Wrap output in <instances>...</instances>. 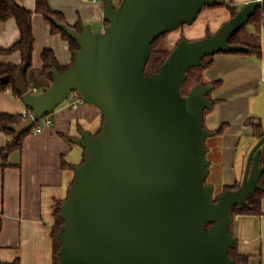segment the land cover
Masks as SVG:
<instances>
[{
  "label": "water",
  "instance_id": "95a60500",
  "mask_svg": "<svg viewBox=\"0 0 264 264\" xmlns=\"http://www.w3.org/2000/svg\"><path fill=\"white\" fill-rule=\"evenodd\" d=\"M219 2L104 0V30L79 31L52 18L79 48L65 71L51 68L50 87L30 91V61L20 66L16 87L32 114L12 127L16 135L76 91L104 116L98 134L80 127L74 139L86 155L61 205L58 264H233L230 249L238 238L230 231L232 211L248 206L261 186L264 133L247 157L240 186L215 200L206 181L205 145L214 135L205 126L206 110L215 104L208 96L214 83H198L188 94L182 85L206 57L249 50L230 41L264 0L247 1L215 33L195 40L183 35L160 69L146 74L157 38L194 23L206 5Z\"/></svg>",
  "mask_w": 264,
  "mask_h": 264
},
{
  "label": "crops",
  "instance_id": "0c3cea01",
  "mask_svg": "<svg viewBox=\"0 0 264 264\" xmlns=\"http://www.w3.org/2000/svg\"><path fill=\"white\" fill-rule=\"evenodd\" d=\"M16 1L28 9H36V0ZM49 3L71 26L83 23L93 31H100L108 25L104 18V0H49ZM33 31V64L26 72V79L36 88L34 93H41L53 83L41 71L43 50L53 49L63 66L72 63L74 53L69 40L62 33L54 32L41 13L33 17ZM19 38L15 18L0 21L2 48H9ZM213 59V64L204 68L203 75L206 80H218L220 84L211 93L215 104L205 114V124L208 129L216 130L227 123L220 139L214 137L208 141L214 170L218 169L211 175L215 191L221 184L242 181L247 157L257 142L247 120L257 116L253 112L254 99L261 97L264 89V57L245 52H219ZM22 61L20 51L0 52V63L21 64ZM77 98V94H72L56 108L52 126L27 134L21 149L5 152L11 138L0 132L2 263L55 264L54 230L61 212L58 214L57 208L68 197L76 176L75 167L85 156V148L74 139L80 137V127L95 134L104 120L102 110L94 104L83 101L74 107L72 103ZM26 108L22 96L12 87L0 91V112L18 114ZM232 231L238 238L239 252L249 256L248 264H264V198L260 213L236 215Z\"/></svg>",
  "mask_w": 264,
  "mask_h": 264
},
{
  "label": "trees",
  "instance_id": "16d2710c",
  "mask_svg": "<svg viewBox=\"0 0 264 264\" xmlns=\"http://www.w3.org/2000/svg\"><path fill=\"white\" fill-rule=\"evenodd\" d=\"M121 1V0H119ZM117 4V0H115ZM232 3H234V0H232ZM226 4V0H220V2L214 6H224ZM205 7H210L206 5ZM229 9L231 11V17L235 16L239 8L233 4L229 5ZM35 13H41L44 15L46 21H48L51 26L52 30L54 32H60L64 36V38L68 39L70 42V45L72 47L73 53L79 48V44L72 39L66 32L59 29L52 21L53 17H56L62 22H66L63 18L62 13L55 11L50 3L49 0H36V9L31 10L24 6H22L20 3H18L16 0H0V21L9 19L11 17L16 19V22L18 24V27L20 29V38L18 41H16L13 45H11L9 48H2L0 46V52H13V51H20L23 57V61L21 64H6V63H0V91L6 90L9 87H12L13 90L20 96L21 93L17 90L16 87V75L17 72L22 64H24L27 61H30V66H32V59H33V53H34V45H35V35L33 31V17ZM264 20V3L259 6L256 10V13L250 18L249 22L247 24H252L253 26L257 27L260 26L261 23ZM247 24L242 27L238 32H236L232 39L231 43L234 44H242L249 47V50L245 53L251 54L253 56H256L258 58L264 57V51H263V45H262V36L261 33L255 32L254 30H251L250 28H247ZM77 30L81 31L84 27L83 23H80L78 25L73 26ZM164 35V34H163ZM161 35V36H163ZM160 36V37H161ZM159 37V38H160ZM157 38L153 44H152V54L151 58L147 64L146 67V74L150 75L156 71H158L161 67V65L164 63V61L167 59V57L170 55L171 51L167 50H161L156 48V43L159 40ZM214 55L208 56L204 59L205 66H199V67H192L188 70V78L182 85V92L183 94H188L189 91L198 83L206 84L209 82L214 83V88L220 84V81H209L204 78L203 70L205 67L211 66L214 62L213 59ZM42 59H43V65L41 68V71L44 76L48 77L51 82L54 81L53 73L51 72V68L53 66H56L58 70L65 71L73 62L75 57L73 58V61L69 65H61L57 59L56 53L51 48H46L42 52ZM28 68V69H29ZM213 88V89H214ZM29 89H32V87L29 85ZM213 89L208 93V96L211 97V93ZM79 96H82L80 93ZM214 106V105H213ZM211 109L206 110V114ZM27 118L22 115V113H9V112H0V132H4L7 135L10 136V140L6 145L5 152L12 151L14 149H21L23 147L24 138L27 134L32 133V128H30L28 131L16 135V131L12 128L16 124H20L23 121H25ZM103 123V122H102ZM248 125H251L254 129V137L256 138V141L259 140V138L264 133V125L261 121V118L258 116H250L247 120ZM102 126V125H101ZM206 126V124H205ZM207 127V126H206ZM227 127V123L222 124L218 129L212 130L214 131V135L211 137H208L205 141V145L207 147V153L206 156L208 160L210 161V174L207 177V183L212 184L209 180L214 168V160L211 155V149L208 145V141L212 138H219L223 135L225 129ZM101 130V127L98 129V131L95 134H98ZM261 153V165L264 164V144L261 146L260 149ZM86 155V150H85ZM85 158V156H84ZM84 159L82 160V162ZM72 167H75L76 165H71ZM241 179L236 180L233 184H221L217 190L214 191L213 197L215 200L218 199L219 194L226 190V189H236L240 186ZM213 185V184H212ZM260 188L257 189L249 198L250 204L248 206L244 205L242 207L235 206L232 211L233 218L235 220V217L237 214H258L262 210V200L264 198V173L260 179ZM72 186V185H71ZM63 202V201H62ZM62 202H60L57 213L61 211V205ZM233 220V222H234ZM233 222L230 225V231H232ZM64 224V221L61 217L58 216V224L54 230V236L56 239V248H55V264L59 263V251L61 249V241L56 237V234L59 232L61 226ZM2 227V221L0 218V231ZM230 255L233 259V264H248L249 256L246 254H242L238 250V244L230 249ZM17 264V263H14Z\"/></svg>",
  "mask_w": 264,
  "mask_h": 264
},
{
  "label": "rangeland",
  "instance_id": "374dc122",
  "mask_svg": "<svg viewBox=\"0 0 264 264\" xmlns=\"http://www.w3.org/2000/svg\"><path fill=\"white\" fill-rule=\"evenodd\" d=\"M246 2L244 0H234V3H232V0H226V4L224 6L204 7L194 23L183 24L177 29L169 31L168 33L161 36L156 43V48L172 51L183 35L190 40H195L203 38L209 33H215L225 22L232 18L229 5L233 4L241 9ZM119 3L120 1L117 0V4ZM247 28L254 30L256 33H261L262 45L264 50V20L260 26L255 27L252 24H247ZM77 94L79 95L80 92H78ZM254 100L253 112L257 116L261 117V121L264 124V89L262 96ZM78 149L80 148L78 147ZM217 170V168H215V170L213 168L214 175L216 174ZM209 180L212 181L213 176H211Z\"/></svg>",
  "mask_w": 264,
  "mask_h": 264
},
{
  "label": "built area",
  "instance_id": "2783aa9c",
  "mask_svg": "<svg viewBox=\"0 0 264 264\" xmlns=\"http://www.w3.org/2000/svg\"><path fill=\"white\" fill-rule=\"evenodd\" d=\"M264 80V78H263ZM36 88L30 89V91L35 92ZM73 94H77L78 92H72ZM71 93V95H72ZM78 95V94H77ZM83 102L82 96L78 95V98L74 101L73 106L78 107L79 103ZM32 114V110L29 108H26L23 112L22 115L26 118H28ZM53 114V113H52ZM52 114H47L45 115L41 120L36 121V123L31 127L33 133H38L43 131L46 127L52 126L54 124V118Z\"/></svg>",
  "mask_w": 264,
  "mask_h": 264
},
{
  "label": "flooded vegetation",
  "instance_id": "af4514ba",
  "mask_svg": "<svg viewBox=\"0 0 264 264\" xmlns=\"http://www.w3.org/2000/svg\"><path fill=\"white\" fill-rule=\"evenodd\" d=\"M264 3V2H263Z\"/></svg>",
  "mask_w": 264,
  "mask_h": 264
}]
</instances>
